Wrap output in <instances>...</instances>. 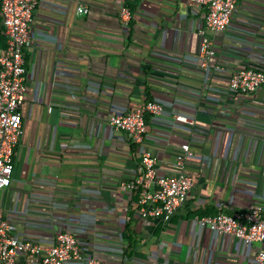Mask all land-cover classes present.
<instances>
[{"label":"crops","instance_id":"0c3cea01","mask_svg":"<svg viewBox=\"0 0 264 264\" xmlns=\"http://www.w3.org/2000/svg\"><path fill=\"white\" fill-rule=\"evenodd\" d=\"M124 5L38 1L23 51V133L0 217L22 241L52 245L60 233L74 234L83 256L75 264H256L264 241L245 245L198 219L264 207V90L245 96L227 85L240 68H264V0H238L227 29L209 34L216 55L207 67L199 57L205 8L136 0L124 27ZM80 6L88 11L80 15ZM7 44L0 10V51ZM153 100L164 113L146 116V147L159 158V175L177 174L182 143L194 153L182 169L194 185L168 223L142 219L131 204L125 184L141 149L109 123Z\"/></svg>","mask_w":264,"mask_h":264},{"label":"built area","instance_id":"2783aa9c","mask_svg":"<svg viewBox=\"0 0 264 264\" xmlns=\"http://www.w3.org/2000/svg\"><path fill=\"white\" fill-rule=\"evenodd\" d=\"M39 0H0L2 27L8 38L7 47L0 51V196L10 188L14 175L15 154L19 139L23 133L21 109L26 101L24 48L31 38L30 28ZM136 0H123L120 21L129 27L133 13L128 3ZM198 8L206 9V28L200 30L199 57L202 66L207 67L210 59L216 55L210 33L224 32L237 7L238 0H189ZM80 6V15L87 12ZM231 91L251 96L264 90V68L244 67L233 72L227 80ZM164 105L153 100L143 107L132 111L113 113L109 117L110 125L128 135L132 145L141 149V161L133 180L125 184L130 193L131 204L136 206L142 219H153L168 223L182 207L192 189L193 179L183 173L184 163L193 157L188 142L180 145L175 157L177 174L162 176L158 173V156L146 147V116H161ZM177 122L194 124L187 117L178 115ZM203 227L213 232L232 237L245 245L264 241V207L255 205L239 217L220 213L214 217L198 219ZM26 257L40 260L42 264H75L83 260L77 237L70 233H60L52 245L40 242L22 241L10 232L7 220L0 217V262L1 264H19ZM256 264H264V250L256 254ZM77 264V263H76ZM87 264H100L99 260L88 259Z\"/></svg>","mask_w":264,"mask_h":264}]
</instances>
